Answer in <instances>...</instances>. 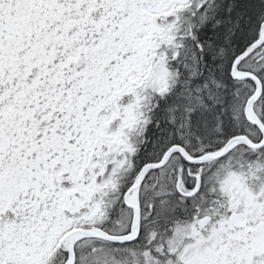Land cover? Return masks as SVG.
Masks as SVG:
<instances>
[{"label":"snow or ice","instance_id":"snow-or-ice-1","mask_svg":"<svg viewBox=\"0 0 264 264\" xmlns=\"http://www.w3.org/2000/svg\"><path fill=\"white\" fill-rule=\"evenodd\" d=\"M0 264H264V0H0Z\"/></svg>","mask_w":264,"mask_h":264}]
</instances>
